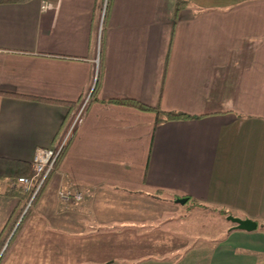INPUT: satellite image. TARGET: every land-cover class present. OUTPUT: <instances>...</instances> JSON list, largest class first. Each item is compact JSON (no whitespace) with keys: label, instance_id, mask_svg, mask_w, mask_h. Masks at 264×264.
<instances>
[{"label":"crops","instance_id":"0c3cea01","mask_svg":"<svg viewBox=\"0 0 264 264\" xmlns=\"http://www.w3.org/2000/svg\"><path fill=\"white\" fill-rule=\"evenodd\" d=\"M105 2L0 4V157L30 163L87 98L52 178L81 197L61 200L64 233L121 226L137 257L120 264H169L140 211L187 197L258 222L226 225L205 264H264V0ZM166 111L191 118L156 123ZM18 204L0 194V237Z\"/></svg>","mask_w":264,"mask_h":264},{"label":"rangeland","instance_id":"374dc122","mask_svg":"<svg viewBox=\"0 0 264 264\" xmlns=\"http://www.w3.org/2000/svg\"><path fill=\"white\" fill-rule=\"evenodd\" d=\"M54 172L33 198L30 192H27L28 195L24 192L17 195L19 204L16 214L0 237V264H105L110 260L120 264L122 260L136 258V253L124 252V249L132 247L128 245H133L130 229L120 226L110 232L104 226H97L90 235L78 236L63 232L61 222L65 221V215L63 218L62 215L66 207L61 200H67L60 196L61 187L54 188L52 185ZM11 189L20 188L11 186ZM123 202L136 205L133 199H124ZM154 208V211L149 208L140 212L160 216L148 223L150 227H147L149 231L146 234L158 237L156 243L160 242L159 249L162 251L157 255L169 264L178 259L183 264H205L207 253L202 248L210 249L214 245L213 240L223 235L225 226L233 225L227 220V215L193 207L190 202H172L170 206L158 204ZM72 216L69 215L67 223L74 225L78 221ZM169 217L171 220L166 221L165 218ZM260 223L264 224V220ZM135 242L139 243L137 238ZM192 244L197 247L194 251L165 252L171 247L181 249Z\"/></svg>","mask_w":264,"mask_h":264},{"label":"built area","instance_id":"2783aa9c","mask_svg":"<svg viewBox=\"0 0 264 264\" xmlns=\"http://www.w3.org/2000/svg\"><path fill=\"white\" fill-rule=\"evenodd\" d=\"M49 6V4L43 5V7ZM86 101L87 98H84L72 122L52 146L36 148L30 162V175L19 176L15 181L11 182V186L19 187L23 191L30 192L32 198L44 186L54 172L58 160L69 142L74 125L84 108ZM60 196L63 200H79L81 198L79 193H73L70 190H61Z\"/></svg>","mask_w":264,"mask_h":264},{"label":"trees","instance_id":"16d2710c","mask_svg":"<svg viewBox=\"0 0 264 264\" xmlns=\"http://www.w3.org/2000/svg\"><path fill=\"white\" fill-rule=\"evenodd\" d=\"M28 0H0V4L1 3H22ZM107 4H108V0H107ZM106 4V7H107ZM100 78V74L97 76L96 82L94 84L93 90L91 92L90 98L94 99L96 96V93L99 89V80ZM130 103H132L133 105H135L137 108L141 109V110H152L155 111L156 114H158L160 112L159 109L157 108H152L150 106H147L143 103L134 101V100H129ZM164 113V117L160 118L157 117L156 118V123H159L161 121H168V120H178V119H189L191 118L190 115H187L185 113H181V112H176V111H166L163 112ZM64 152V151H63ZM63 152L60 156V158L63 155ZM59 158V160H60ZM58 160V162H59ZM30 175V163H26V162H22V161H16V160H10L7 158H3L0 157V194H6V195H22L23 192L28 195V193L26 191L21 192V190H13L9 187H7V184L9 182L15 181L19 176L21 175ZM194 205L199 206V207H204L201 204H196L193 202ZM213 211H216L218 214H222V215H228V212L224 209H212ZM264 227V226H263Z\"/></svg>","mask_w":264,"mask_h":264},{"label":"water","instance_id":"95a60500","mask_svg":"<svg viewBox=\"0 0 264 264\" xmlns=\"http://www.w3.org/2000/svg\"><path fill=\"white\" fill-rule=\"evenodd\" d=\"M187 197L176 198V202L185 203ZM227 220L233 223L232 228L237 230L253 231L258 227V222L250 218H239L233 215H227Z\"/></svg>","mask_w":264,"mask_h":264}]
</instances>
